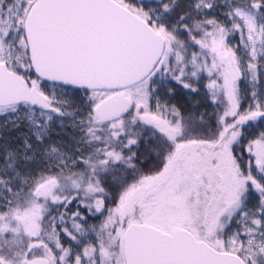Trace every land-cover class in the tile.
<instances>
[{"label": "snow or ice", "instance_id": "6c2138e0", "mask_svg": "<svg viewBox=\"0 0 264 264\" xmlns=\"http://www.w3.org/2000/svg\"><path fill=\"white\" fill-rule=\"evenodd\" d=\"M0 264H264V0H0Z\"/></svg>", "mask_w": 264, "mask_h": 264}]
</instances>
